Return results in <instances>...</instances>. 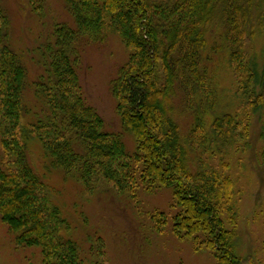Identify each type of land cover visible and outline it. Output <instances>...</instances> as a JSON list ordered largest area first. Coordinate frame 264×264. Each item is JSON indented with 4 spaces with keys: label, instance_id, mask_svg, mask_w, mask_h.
<instances>
[{
    "label": "trees",
    "instance_id": "obj_1",
    "mask_svg": "<svg viewBox=\"0 0 264 264\" xmlns=\"http://www.w3.org/2000/svg\"><path fill=\"white\" fill-rule=\"evenodd\" d=\"M63 1L75 28L54 26L36 51L42 71L32 80L0 3V220L16 246L39 249L42 264H83L68 220L29 163L37 142L46 169L85 190L135 197L140 188H170L172 207L180 209L171 221L178 240L202 235L216 264H247L236 255L237 233L225 224H235L239 203L227 172L233 156L250 146L251 118L264 111V49L259 63L248 48L264 33V0ZM111 32L129 55L110 91L134 139L132 153L120 134L104 130L79 82V44H101ZM217 54H226L235 113L219 111L211 69ZM28 93L42 108L37 121L29 120ZM178 114L192 119L186 134ZM152 220L162 232L165 214L155 212Z\"/></svg>",
    "mask_w": 264,
    "mask_h": 264
},
{
    "label": "rangeland",
    "instance_id": "obj_2",
    "mask_svg": "<svg viewBox=\"0 0 264 264\" xmlns=\"http://www.w3.org/2000/svg\"><path fill=\"white\" fill-rule=\"evenodd\" d=\"M0 3L12 27L11 44L21 54L31 80L35 79L42 71L35 62L40 44L52 35L56 25L75 28L74 19L63 0H1ZM248 48L262 62L264 33ZM78 49L77 70L86 104L102 118L104 130L120 134L126 149L132 153L134 139L122 128L110 91L118 70L128 61L127 49L112 32L103 43L81 42ZM226 61V54L211 56V69L219 90V111L235 113L239 100ZM26 102L34 110L29 120L37 121L42 113L41 105L32 93L26 95ZM176 118L182 133L186 134L192 119L180 114ZM248 143L245 153L233 156L227 172L235 183L239 203L235 224H225L238 235L236 255L247 259V264H264V111L251 118ZM28 158L35 173L49 186L53 202L68 220L69 237L79 246L83 264L217 263L215 253L202 247V235H198L197 241H181L171 232L172 218L180 209L172 207L170 188L155 187L150 191L140 188L135 197L119 195L112 188L101 192L85 190L75 181H64L60 173L48 171L37 142L30 144ZM155 212L165 214L167 224L162 232L155 229L152 220ZM14 237L0 220V264H42L39 249L17 247Z\"/></svg>",
    "mask_w": 264,
    "mask_h": 264
}]
</instances>
